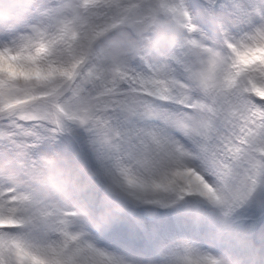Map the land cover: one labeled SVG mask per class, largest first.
<instances>
[{
	"label": "snow or ice",
	"instance_id": "1",
	"mask_svg": "<svg viewBox=\"0 0 264 264\" xmlns=\"http://www.w3.org/2000/svg\"><path fill=\"white\" fill-rule=\"evenodd\" d=\"M68 145L137 204L217 210L264 264V0H0V264H129L104 243L222 264L190 239L90 232L62 196Z\"/></svg>",
	"mask_w": 264,
	"mask_h": 264
},
{
	"label": "clouds",
	"instance_id": "2",
	"mask_svg": "<svg viewBox=\"0 0 264 264\" xmlns=\"http://www.w3.org/2000/svg\"><path fill=\"white\" fill-rule=\"evenodd\" d=\"M108 163L72 145L66 146L57 159L62 196L72 209L82 213L88 221V230L94 235L102 237L119 229L134 240L157 239L167 244L176 239H190L222 264H247L234 240H221V226L225 222L217 210L201 206L202 215L197 218L195 205L191 203L167 209L137 204L104 175L101 165L107 167ZM226 223L235 233L242 222L236 216ZM161 232L166 233L162 240ZM205 240L209 246L202 243ZM214 244H219V248Z\"/></svg>",
	"mask_w": 264,
	"mask_h": 264
},
{
	"label": "bare ground",
	"instance_id": "3",
	"mask_svg": "<svg viewBox=\"0 0 264 264\" xmlns=\"http://www.w3.org/2000/svg\"><path fill=\"white\" fill-rule=\"evenodd\" d=\"M108 247H111V246L109 244H106V249L110 251ZM141 250L142 248L137 247L134 244L132 247H129L128 250L125 251V253L124 251L120 253H117V252H112V253L126 259L127 261H129V264H151V261L153 260V256H150V254H147L146 252L145 259L147 261L145 262L142 259L143 253L142 254L140 253Z\"/></svg>",
	"mask_w": 264,
	"mask_h": 264
},
{
	"label": "rangeland",
	"instance_id": "4",
	"mask_svg": "<svg viewBox=\"0 0 264 264\" xmlns=\"http://www.w3.org/2000/svg\"><path fill=\"white\" fill-rule=\"evenodd\" d=\"M186 2H187V0H185V3ZM112 233H123V231L118 229V230L113 231ZM129 239L134 241V239H131V238H129ZM106 244L107 243L101 244V246L106 248ZM134 244L135 243H119V244L110 245L111 247H108V248L110 249L111 252L120 253V252L124 251V253H125V251L128 250L129 247H132ZM143 252H144V250L142 249L140 251V253L142 254Z\"/></svg>",
	"mask_w": 264,
	"mask_h": 264
}]
</instances>
